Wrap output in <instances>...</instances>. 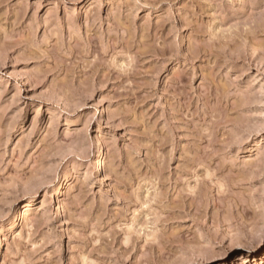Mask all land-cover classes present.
<instances>
[{"label": "rangeland", "instance_id": "rangeland-1", "mask_svg": "<svg viewBox=\"0 0 264 264\" xmlns=\"http://www.w3.org/2000/svg\"><path fill=\"white\" fill-rule=\"evenodd\" d=\"M263 80L264 0H0V264H264Z\"/></svg>", "mask_w": 264, "mask_h": 264}, {"label": "bare ground", "instance_id": "bare-ground-1", "mask_svg": "<svg viewBox=\"0 0 264 264\" xmlns=\"http://www.w3.org/2000/svg\"><path fill=\"white\" fill-rule=\"evenodd\" d=\"M93 165H94V168L96 169V171L103 172V170H104V152L102 151V149L99 150L98 156L96 158V161L94 160ZM62 192L63 191L60 189V191L57 193V197L60 198ZM61 211H62V207H61V204H59L58 209H57V213L60 215ZM28 213H29V209L26 207L25 212H23V214L21 213L22 217H26L28 215Z\"/></svg>", "mask_w": 264, "mask_h": 264}]
</instances>
